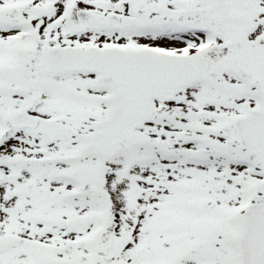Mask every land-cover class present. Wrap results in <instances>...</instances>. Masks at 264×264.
I'll list each match as a JSON object with an SVG mask.
<instances>
[{"label": "snow or ice", "instance_id": "snow-or-ice-1", "mask_svg": "<svg viewBox=\"0 0 264 264\" xmlns=\"http://www.w3.org/2000/svg\"><path fill=\"white\" fill-rule=\"evenodd\" d=\"M0 264H264V0H0Z\"/></svg>", "mask_w": 264, "mask_h": 264}]
</instances>
